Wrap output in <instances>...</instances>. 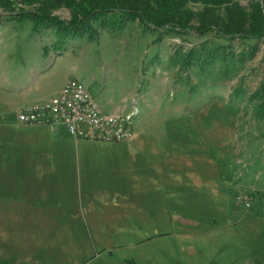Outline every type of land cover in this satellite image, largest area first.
Returning <instances> with one entry per match:
<instances>
[{
    "label": "rangeland",
    "instance_id": "374dc122",
    "mask_svg": "<svg viewBox=\"0 0 264 264\" xmlns=\"http://www.w3.org/2000/svg\"><path fill=\"white\" fill-rule=\"evenodd\" d=\"M187 6L264 16V0ZM123 7L77 23L62 0H0V264H264V38L242 59L232 42L233 66L198 71L188 58L204 37ZM73 78L105 112H133L134 137L22 132L21 108ZM25 150L50 155L23 187L10 163ZM21 195L49 210L15 222L8 199Z\"/></svg>",
    "mask_w": 264,
    "mask_h": 264
},
{
    "label": "trees",
    "instance_id": "16d2710c",
    "mask_svg": "<svg viewBox=\"0 0 264 264\" xmlns=\"http://www.w3.org/2000/svg\"><path fill=\"white\" fill-rule=\"evenodd\" d=\"M67 6L72 8L74 17L81 15V20L74 19L75 22L89 20L100 21L104 12H114L124 10L123 4H129L127 11L133 18H138L143 23H153L159 28L165 23L178 26L184 33L196 37H204L196 47L192 48L188 60H191L197 70L203 72L213 70L216 64L219 67H226L235 63H230L227 57L232 59L236 56L234 50L227 51L231 43L239 41L244 43V52L240 58H244L245 53L250 56L259 46V41L264 38V16L260 15L261 9L258 8L256 18L240 14L238 18L221 20L217 14L195 13L188 8L190 2H201L204 5H220L228 0H62ZM207 9V8H206ZM204 12V11H203ZM103 13V14H102ZM196 18L199 25H193L191 21ZM228 18V16H227ZM86 23V22H85ZM246 51V52H245ZM239 56V53H237ZM228 61V62H227ZM211 84H207L208 88ZM206 88V89H207ZM254 195L250 192V195ZM245 199L249 194H243ZM244 205V204H243ZM250 207V206H249ZM253 208V207H252Z\"/></svg>",
    "mask_w": 264,
    "mask_h": 264
},
{
    "label": "built area",
    "instance_id": "2783aa9c",
    "mask_svg": "<svg viewBox=\"0 0 264 264\" xmlns=\"http://www.w3.org/2000/svg\"><path fill=\"white\" fill-rule=\"evenodd\" d=\"M133 112L124 106L119 112H105L88 88L71 79L55 96L43 102H34L21 108L17 121L26 126L64 123L75 138H87L103 142L129 140L135 133ZM237 202L250 206L243 195Z\"/></svg>",
    "mask_w": 264,
    "mask_h": 264
},
{
    "label": "crops",
    "instance_id": "0c3cea01",
    "mask_svg": "<svg viewBox=\"0 0 264 264\" xmlns=\"http://www.w3.org/2000/svg\"><path fill=\"white\" fill-rule=\"evenodd\" d=\"M18 125L25 127V129H21L22 132H24L26 130H29L28 128H31L32 130H36V131H38V129H40V128H47L48 132L52 133L53 136L59 135L63 131H66L69 136H72L69 133V131H68V129H67V127H66V125L64 123H57L54 128L50 127L49 125H45V124L35 125V126H25V125H22V124H19L18 123ZM83 139L84 140H88L87 138H79V139H77L76 142L79 144L81 142V140H83ZM119 142H124V141H119ZM119 142H106V143H119ZM68 148H64L62 146H58L57 147V150L56 149H53L52 153L53 154L63 155L65 151H69ZM75 148L77 150H80L81 147L79 145H77ZM42 152L43 151H39L37 153V155H33L35 153L34 152H31L29 150L22 151V153L21 152L18 153L19 156L21 157V158H18V159H19V161H22V163H14V162H11L10 163L11 166L13 165L12 167L16 171L17 170L23 171L22 172V177L23 178L20 175H18V176H20L23 179V181H21L20 179H18L17 180V184L18 183L19 184L24 183L23 187H26L27 184L25 182V176H24V175H26V173H24V172L29 171L31 173L32 177H37V170H41V168H42V163L41 162L43 161L44 156L45 155H50L48 152H45V153L41 154ZM38 154H41V156L39 157ZM37 158H38V161L35 160ZM31 159H33V161ZM43 167H44V165H43ZM33 171H35V173H33ZM10 185H11V186H9L10 187V191L13 190L14 188L16 189V186L17 185L12 184V183H10ZM8 190H9V188H8ZM17 190H18V188H17ZM24 191H30V190H28V188H24ZM19 197L20 196H18V198ZM21 197H22V195H21ZM8 203H9V206H8V209H9L8 216H9V218H10V216L14 217L15 218V222L17 221V219H20V221L22 223L23 221H25V219H28L30 217H33V215L34 216L35 215H38V214L41 215V214L45 213L47 210H49V206L46 209H44V206H41L42 204L39 203L38 201H34V202L31 203V199H29V197L27 195H24L22 198H19V199L10 196L9 199H8ZM35 203L37 204L38 207L35 206ZM14 206L17 207L16 210H17L18 213L15 210L16 214L15 215L14 214L12 215V213H11L12 211L11 210H14ZM22 219H23V221H22Z\"/></svg>",
    "mask_w": 264,
    "mask_h": 264
}]
</instances>
